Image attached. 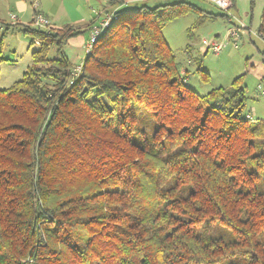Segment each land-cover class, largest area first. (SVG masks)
Masks as SVG:
<instances>
[{
  "label": "trees",
  "instance_id": "16d2710c",
  "mask_svg": "<svg viewBox=\"0 0 264 264\" xmlns=\"http://www.w3.org/2000/svg\"><path fill=\"white\" fill-rule=\"evenodd\" d=\"M126 3L108 0L79 74L65 47L96 21L6 27L39 45L0 87V264H264V118L244 114L242 76L188 85L164 34L189 12L217 14ZM220 227L229 238L209 233Z\"/></svg>",
  "mask_w": 264,
  "mask_h": 264
},
{
  "label": "rangeland",
  "instance_id": "374dc122",
  "mask_svg": "<svg viewBox=\"0 0 264 264\" xmlns=\"http://www.w3.org/2000/svg\"><path fill=\"white\" fill-rule=\"evenodd\" d=\"M177 1L179 0L162 2ZM189 1L207 11H212L217 16L196 23L197 14L189 12L169 22L164 28L165 37L176 55L181 71L187 74L188 85L197 92L205 94L216 87H229L236 77L242 76V82L247 86L244 114L250 115L252 121L264 118V37L258 34L264 0H234V2L230 0L231 6L226 9H221L211 0ZM91 2L90 0H0V42L3 41V57L10 60L0 66V87L7 88L22 78L32 63V52L39 45L36 43L31 46V39L20 33L17 28L14 29L15 26H11L12 28L7 31V25L30 24L35 14L41 12L55 24L50 28L63 27L66 24L84 28L93 18L90 13L94 2L92 4ZM149 5L155 6L152 3ZM90 36L91 32L85 29L71 38L65 47L75 66L74 72L78 74L82 71L83 61L89 50ZM214 44H219L221 49L215 51L212 47ZM49 56H56L55 47L52 48ZM76 62L78 63L75 64ZM199 69L208 73V80L202 78ZM151 123L142 109L141 126L149 128ZM209 233L229 238L228 231L223 227L211 229Z\"/></svg>",
  "mask_w": 264,
  "mask_h": 264
},
{
  "label": "built area",
  "instance_id": "2783aa9c",
  "mask_svg": "<svg viewBox=\"0 0 264 264\" xmlns=\"http://www.w3.org/2000/svg\"><path fill=\"white\" fill-rule=\"evenodd\" d=\"M215 5H217L218 7H220L221 9H226L227 7L231 6V1L230 0H211ZM38 12V11H37ZM114 13V12H113ZM113 13L111 14H107V16L99 23V24H95L92 29H91V36L89 39V44H88V53L90 52L93 43L96 41V39L98 38L99 34L101 33V31L109 25L110 21L112 20L113 17ZM16 16H13V18H15ZM34 25L37 27H41V28H50L52 26V22L51 20L43 13L38 12L35 14L34 16ZM205 43H207L206 40H204ZM212 47L214 48L215 51H218L221 49V46L219 44H214L212 45ZM76 73V72H75ZM78 74V73H76ZM248 117H250V115H248ZM251 118V117H250Z\"/></svg>",
  "mask_w": 264,
  "mask_h": 264
},
{
  "label": "crops",
  "instance_id": "0c3cea01",
  "mask_svg": "<svg viewBox=\"0 0 264 264\" xmlns=\"http://www.w3.org/2000/svg\"><path fill=\"white\" fill-rule=\"evenodd\" d=\"M90 1H92L91 2V4L93 3V6H92V8H91V13L90 14H92L93 15V18H91V22H93V21H96L95 23H94V25L95 24H97V23H99V22H101L106 16H107V14H111V13H113L115 10H116V8L117 7H110L109 5H108V0H90ZM162 1H164V0H127V3H126V6H133V5H139V4H141V2L142 3H146V4H150V3H152L153 5L155 4V5H157V4H159V3H164V2H162ZM95 5V6H94ZM38 11V10H37ZM87 15H88V13H87ZM87 18H88V16H87ZM83 21H85L84 19H82ZM90 22V23H91ZM53 24V23H52ZM53 25H55V24H53ZM93 25V26H94ZM92 26V27H93ZM92 29V28H91ZM91 29L90 30H88L89 31V33L91 32ZM86 43V42H85ZM85 46H86V44H84ZM85 52V54H86V49L84 50ZM67 53V52H66ZM69 54V52L67 53V55ZM70 56V55H69ZM85 56V55H84ZM84 56H83V58H84ZM70 58V57H69ZM71 60V59H70ZM81 61V60H80ZM73 63V62H72ZM78 62H76L75 64H77Z\"/></svg>",
  "mask_w": 264,
  "mask_h": 264
}]
</instances>
